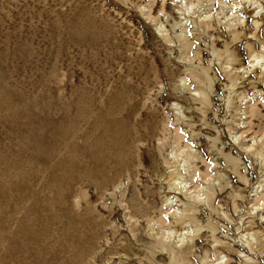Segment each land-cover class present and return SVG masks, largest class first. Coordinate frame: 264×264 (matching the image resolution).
Returning a JSON list of instances; mask_svg holds the SVG:
<instances>
[{"label": "rangeland", "instance_id": "374dc122", "mask_svg": "<svg viewBox=\"0 0 264 264\" xmlns=\"http://www.w3.org/2000/svg\"><path fill=\"white\" fill-rule=\"evenodd\" d=\"M177 2L0 0V264H264V0Z\"/></svg>", "mask_w": 264, "mask_h": 264}, {"label": "bare ground", "instance_id": "6f19581e", "mask_svg": "<svg viewBox=\"0 0 264 264\" xmlns=\"http://www.w3.org/2000/svg\"><path fill=\"white\" fill-rule=\"evenodd\" d=\"M123 4H128V0H120ZM240 4H242V9H244V14L245 15H250V19L252 20L253 24L255 25V28H257V19H255L254 14L257 11L254 10L252 13L250 12L251 10H249L248 7L245 8V5L247 4L248 1L250 0H239ZM254 3H257V7L258 9L261 7L262 3L258 2L260 0H252ZM183 2V0H179V2H177L178 4L177 9H179V19L172 25L173 26H180V33L176 35V37H181L182 36V32L184 30V28H186L187 30H194V26L196 25V21L193 20V15H196L198 18H200L201 16L204 17V19L208 20L210 17L212 20H215L218 14L221 13H217V14H211V10L209 8H211V5L214 3V0H195L193 3H190L188 6H186L185 8L181 7L179 4H181ZM226 4H223L222 2H219V8L221 9L222 7V13H225L227 11V13L231 12V6L227 7L225 6ZM191 6V10L190 9ZM230 9V10H227ZM203 12V13H202ZM234 12V11H233ZM148 16H150L149 14H147ZM152 16V15H151ZM180 16H184L183 18H180ZM206 17V18H205ZM226 18L225 21V27L227 28V31L230 35H232V37H234V35L236 34V30L234 27H231L229 24V20L227 19L228 17L223 16ZM188 18L189 20H187L186 24L183 25L182 20L183 19ZM155 30L156 32L159 33L160 36H162V38L164 40H168L167 37L169 36L168 34V30H165V26L161 23V22H157L155 24ZM171 28V27H170ZM232 32V34H231ZM205 34H208L207 32ZM246 38V37H245ZM240 39L239 37H234L233 40H238ZM168 41H172L171 39ZM173 42V41H172ZM224 47H229V45L227 43L223 44ZM226 52L223 53H219L216 49H214L211 45L208 48L209 52L212 55V58L216 59V63L217 64H221L220 61H224V63L227 65L226 68H228V65L232 64L233 61H235V59L233 58V56L230 55L228 48H224ZM256 58H261L264 60V55H257ZM232 60V62H230ZM210 63H212V61H210ZM198 66V65H197ZM200 71L202 72V78L200 80H196L193 79V84L195 86H198V95L199 98H201V100H203L204 102H208L209 101V97H210V92H211V88H212V84L214 82V74L213 72H210L211 67L210 65H208L207 67H199ZM186 77H190V75H186ZM183 80L185 78H182ZM231 85V86H230ZM229 87H233L235 84L230 82ZM255 154L262 158V160L264 161V143L261 144V147L257 149V151L255 152ZM215 190V188H214ZM263 190V189H262ZM180 194V193H179ZM214 195V194H213ZM179 197V196H178ZM207 198V197H206ZM189 210L194 211V206L198 203V201H194L193 199H190L189 201ZM179 203L184 204L185 201H183V199H179ZM188 211V210H187ZM187 219V224L191 223L193 220L191 218H186ZM177 262V261H176Z\"/></svg>", "mask_w": 264, "mask_h": 264}]
</instances>
